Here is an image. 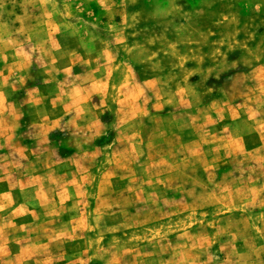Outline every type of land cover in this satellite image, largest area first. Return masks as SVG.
Segmentation results:
<instances>
[{
	"label": "rangeland",
	"instance_id": "rangeland-1",
	"mask_svg": "<svg viewBox=\"0 0 264 264\" xmlns=\"http://www.w3.org/2000/svg\"><path fill=\"white\" fill-rule=\"evenodd\" d=\"M0 264H264V0H0Z\"/></svg>",
	"mask_w": 264,
	"mask_h": 264
},
{
	"label": "crops",
	"instance_id": "crops-1",
	"mask_svg": "<svg viewBox=\"0 0 264 264\" xmlns=\"http://www.w3.org/2000/svg\"><path fill=\"white\" fill-rule=\"evenodd\" d=\"M262 143V142H261Z\"/></svg>",
	"mask_w": 264,
	"mask_h": 264
}]
</instances>
